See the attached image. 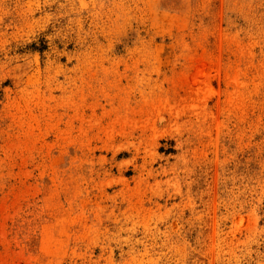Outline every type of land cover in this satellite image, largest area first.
I'll list each match as a JSON object with an SVG mask.
<instances>
[{"label":"rangeland","instance_id":"374dc122","mask_svg":"<svg viewBox=\"0 0 264 264\" xmlns=\"http://www.w3.org/2000/svg\"><path fill=\"white\" fill-rule=\"evenodd\" d=\"M0 264H264V0H0Z\"/></svg>","mask_w":264,"mask_h":264}]
</instances>
